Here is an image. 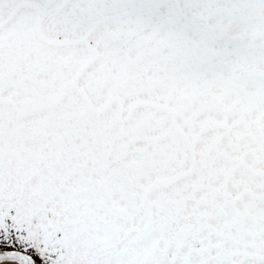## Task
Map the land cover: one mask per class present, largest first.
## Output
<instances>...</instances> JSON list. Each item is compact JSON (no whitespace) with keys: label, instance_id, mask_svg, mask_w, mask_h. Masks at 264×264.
Listing matches in <instances>:
<instances>
[{"label":"snow or ice","instance_id":"obj_1","mask_svg":"<svg viewBox=\"0 0 264 264\" xmlns=\"http://www.w3.org/2000/svg\"><path fill=\"white\" fill-rule=\"evenodd\" d=\"M0 264H264V0H0Z\"/></svg>","mask_w":264,"mask_h":264}]
</instances>
